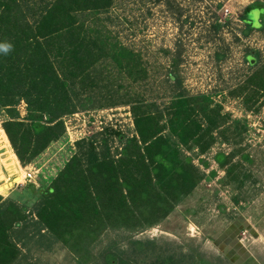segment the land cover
Instances as JSON below:
<instances>
[{
  "label": "trees",
  "instance_id": "16d2710c",
  "mask_svg": "<svg viewBox=\"0 0 264 264\" xmlns=\"http://www.w3.org/2000/svg\"><path fill=\"white\" fill-rule=\"evenodd\" d=\"M124 1L0 0V46H10L7 52L0 47V109L8 116L1 130L16 162L34 161L64 136L65 118L89 109L128 107L135 128L125 137L105 127L77 142L76 153L50 185L27 184L21 195H0V264L27 262L38 241L47 249L62 245L80 264L100 257L106 264H137L140 253L131 236L162 223L203 179L186 152L205 153L218 139L239 144L238 125L220 106L181 88L180 49L164 94L154 96V69L110 27ZM166 3L173 8L171 0ZM251 15L245 12L241 19L253 28ZM223 27L217 20L213 24L216 32ZM124 78L131 83L122 93L118 80ZM234 96L250 107L264 97V64ZM114 137L120 148L112 151ZM235 169L226 171L231 182ZM247 227L241 218L232 224ZM112 232L129 238V248L111 242L93 259L96 245Z\"/></svg>",
  "mask_w": 264,
  "mask_h": 264
},
{
  "label": "rangeland",
  "instance_id": "374dc122",
  "mask_svg": "<svg viewBox=\"0 0 264 264\" xmlns=\"http://www.w3.org/2000/svg\"><path fill=\"white\" fill-rule=\"evenodd\" d=\"M171 3L173 8L166 0L124 1L113 11L110 27L119 32L125 44L141 52L154 69L157 98L166 90L175 51L180 49L176 72L181 88L192 96L209 97L221 107L228 121L238 125L235 133L241 134L237 145L218 139L205 153L197 149L186 152L203 179L162 223L131 236L140 253L137 264H264V97L250 107L234 96L235 89L264 64V12H255L264 9V0ZM245 12H252L256 25L253 28L243 23ZM216 20L224 26L221 31L213 28ZM130 83L129 78L118 80L122 93L130 89ZM137 91L143 92L140 87ZM18 110L24 119V102ZM7 117L1 108L0 129ZM64 122V136L26 165L16 162L4 137L6 142L0 144V186L11 184L7 192L0 193L4 199L23 194L27 184L37 189L50 185L76 153L77 142L103 132L105 127L111 126L125 137H132L135 130L128 107L89 109ZM111 146L112 151L120 148L118 139L112 138ZM229 155L232 160L224 162ZM8 158L13 159L15 166L10 167ZM231 167L236 168L232 175L236 182L227 175ZM30 170L37 172L35 181L18 185ZM237 218L244 219L248 227L232 228ZM101 239L93 259L111 242L122 250L130 244L129 238L117 237L113 232ZM42 244L43 241L32 243L23 264H80L62 245L47 249ZM97 259L90 264H106L101 257Z\"/></svg>",
  "mask_w": 264,
  "mask_h": 264
},
{
  "label": "built area",
  "instance_id": "2783aa9c",
  "mask_svg": "<svg viewBox=\"0 0 264 264\" xmlns=\"http://www.w3.org/2000/svg\"><path fill=\"white\" fill-rule=\"evenodd\" d=\"M37 178V172L36 171H27L23 176L22 180L18 185H25L26 183H33L35 179Z\"/></svg>",
  "mask_w": 264,
  "mask_h": 264
},
{
  "label": "bare ground",
  "instance_id": "6f19581e",
  "mask_svg": "<svg viewBox=\"0 0 264 264\" xmlns=\"http://www.w3.org/2000/svg\"><path fill=\"white\" fill-rule=\"evenodd\" d=\"M4 142H6L5 141V139H4V135H3V133H2V131H1V129H0V144H2V143H4ZM7 160V162H8V164H10V167L11 166H15V162L13 161V159L12 158H8V159H6ZM9 166V165H8ZM8 169V168H7ZM10 169H12V168H10ZM20 180V178H18L16 181H19ZM9 183H7V184H4V185H2V186H0V192H2V191H4V190H6V189H9Z\"/></svg>",
  "mask_w": 264,
  "mask_h": 264
},
{
  "label": "clouds",
  "instance_id": "9594fccd",
  "mask_svg": "<svg viewBox=\"0 0 264 264\" xmlns=\"http://www.w3.org/2000/svg\"><path fill=\"white\" fill-rule=\"evenodd\" d=\"M0 47H2V49H3L5 52H7L10 46H9V45H3V46H0Z\"/></svg>",
  "mask_w": 264,
  "mask_h": 264
},
{
  "label": "crops",
  "instance_id": "0c3cea01",
  "mask_svg": "<svg viewBox=\"0 0 264 264\" xmlns=\"http://www.w3.org/2000/svg\"><path fill=\"white\" fill-rule=\"evenodd\" d=\"M17 163H19V160H18V162H17ZM9 181H10V179H9ZM7 183H8V182H7ZM7 183H6V184H7ZM3 185H4V184H3ZM7 190H8V189H6V190H4V191H6V192H7ZM0 193H1V194H3L2 192H0Z\"/></svg>",
  "mask_w": 264,
  "mask_h": 264
},
{
  "label": "water",
  "instance_id": "95a60500",
  "mask_svg": "<svg viewBox=\"0 0 264 264\" xmlns=\"http://www.w3.org/2000/svg\"><path fill=\"white\" fill-rule=\"evenodd\" d=\"M11 185V184H10Z\"/></svg>",
  "mask_w": 264,
  "mask_h": 264
}]
</instances>
